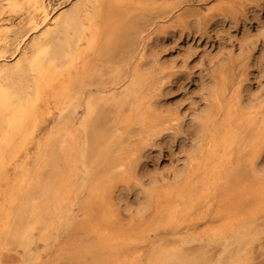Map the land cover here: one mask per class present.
Returning a JSON list of instances; mask_svg holds the SVG:
<instances>
[{
  "label": "bare ground",
  "instance_id": "obj_1",
  "mask_svg": "<svg viewBox=\"0 0 264 264\" xmlns=\"http://www.w3.org/2000/svg\"><path fill=\"white\" fill-rule=\"evenodd\" d=\"M233 2L217 0L201 11L207 17L224 4L234 10ZM154 4L0 0V249L20 251L18 264H37L41 251L73 227L91 235L59 247L71 264H196L203 251L184 249L190 241H221L216 264H248L264 231L255 222L264 213V94L256 97L248 86L244 102L241 80L229 87L219 78L206 107L190 115L200 143L189 148L184 168L171 181L145 175L149 150L180 137L188 124L165 115L163 91L173 75L163 74L153 47L159 33L178 27L164 24L181 5L157 6L170 12L159 16L158 29L157 20L143 30L138 14L130 17ZM101 59L109 71L96 63ZM53 108L56 119L41 134ZM122 122L144 129L132 140ZM118 174L133 180L117 194L119 204L106 195ZM126 192L135 195L136 210L153 207L151 217H123Z\"/></svg>",
  "mask_w": 264,
  "mask_h": 264
},
{
  "label": "rangeland",
  "instance_id": "obj_2",
  "mask_svg": "<svg viewBox=\"0 0 264 264\" xmlns=\"http://www.w3.org/2000/svg\"><path fill=\"white\" fill-rule=\"evenodd\" d=\"M147 1L156 2L153 5L155 8L132 12L130 17H135L134 14H138V21L143 30L150 29L155 20H157L158 25L156 29L161 28L158 24L159 16H167L170 12L166 7L157 8V6L165 0ZM168 1L180 4L181 8L166 20L164 25L177 24L178 27L169 29L165 33H159L153 42L156 52L155 57L159 67L163 69V74L168 78L173 75L169 87H166L163 91L162 102L167 107L165 115L169 113H173V116L176 114L181 115L186 121L185 124H187L188 121L190 122L191 114L197 111L201 112L206 107L208 103L207 95L213 86L212 83H217V81L220 83L222 79L229 87L232 83L236 85L239 80L242 81L243 89L241 93L244 102H247L251 97L249 93L245 94L248 86L252 92L256 93V97L264 94V0H234L232 3V5H235L234 10L224 4L222 7L215 8L208 15L209 17H206V14L201 10L217 0ZM218 11L219 13L221 11V14ZM197 14L199 19L195 17ZM205 18L207 19L205 20ZM210 19L213 21L209 23L208 20L210 21ZM115 50L120 54L123 51L122 47ZM116 52L114 51V55L112 54L115 59L120 56ZM89 58L92 59L93 56L91 55ZM96 63L106 67L103 59L97 60ZM106 68L109 71L108 67ZM122 70H125V66H122ZM158 76L160 77V75ZM88 79L94 82L93 78L86 79L87 82H90ZM103 80L106 84L112 82L109 75H104ZM90 86L93 85L90 84ZM125 109L127 111L128 106ZM56 114L57 110L53 108L50 113L45 115L44 121L41 123V134L55 121ZM125 114H129V112L127 111ZM195 120L194 123L185 125L187 129L184 128V133L180 134L182 140L180 137L163 138L160 139V143L158 142L159 145L157 144L151 148L154 151L149 150V155L146 154L147 156L144 157L145 175H163L167 181H171L173 172L184 168L188 160L189 148L197 147L200 143L198 139L194 140L193 138L195 135L198 137L197 122ZM138 124L129 122L127 125L125 123L123 125L122 122L118 126L120 128L124 126V132L129 130V135H132L130 138L136 140L139 133L144 129L143 126H140L141 123ZM184 137L186 138L184 139ZM33 145V143L28 145L32 153L35 149ZM260 160L264 161V158ZM170 172H172L171 175ZM131 177L132 175L127 176L124 180L119 177V174L113 176L110 185L112 189L106 194L110 201L119 204L117 194L124 187H132L133 180ZM143 181H148L147 176L143 178ZM158 181L161 182L162 180ZM146 186L152 188L147 183ZM127 194L126 192L124 195L128 201L127 206L125 203H120L119 207L121 215H124L123 217H129V213L133 221H135L134 218L138 219V217L144 219L151 217L153 207L136 210L137 199L135 195L133 193ZM244 202H248V200L244 199ZM79 214L83 217L81 213ZM255 222L263 228L264 213H260ZM68 230V232L54 239L51 248L41 251L42 259L37 264H44L47 259L51 264H71L67 254L63 253L59 247L67 245L69 246L67 248L71 249L75 244L74 242L85 241L91 234L80 227H73ZM219 242L221 241L217 243L190 241L186 245L184 244L183 247L190 252L193 250L203 251V258L197 261L196 264H204L203 260H206V263L209 262V264H216L218 260L217 252L223 246ZM35 244L39 247L41 243L35 240ZM249 257L248 264H264V231L258 235L252 244ZM21 259V252H15L9 244L0 249V262L2 264H18Z\"/></svg>",
  "mask_w": 264,
  "mask_h": 264
}]
</instances>
